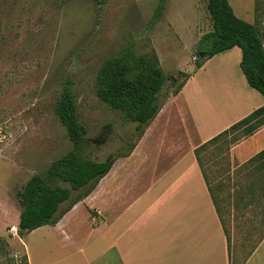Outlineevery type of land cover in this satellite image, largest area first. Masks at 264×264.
<instances>
[{
	"label": "rangeland",
	"instance_id": "374dc122",
	"mask_svg": "<svg viewBox=\"0 0 264 264\" xmlns=\"http://www.w3.org/2000/svg\"><path fill=\"white\" fill-rule=\"evenodd\" d=\"M228 1L236 17L254 21L264 44V0ZM158 2L0 0V264H25L17 236L9 232L20 212L17 193L32 175H44L72 148L55 113L64 82H73L79 119L87 128L82 155L105 161L110 154L125 152L137 134L136 123L124 121L96 95L105 60L128 45L138 55L155 56L166 77L160 93L168 96L184 81L183 75L195 69L200 38L195 41L193 32L196 29L198 37L211 30L207 0H166L161 18L147 27ZM231 64L226 60L209 72V77L214 74V105L222 110L241 96ZM238 64L232 70L240 83L245 79ZM239 136L227 134L198 150L236 260L246 257L264 236V162L232 159L231 149L242 141H236Z\"/></svg>",
	"mask_w": 264,
	"mask_h": 264
},
{
	"label": "crops",
	"instance_id": "0c3cea01",
	"mask_svg": "<svg viewBox=\"0 0 264 264\" xmlns=\"http://www.w3.org/2000/svg\"><path fill=\"white\" fill-rule=\"evenodd\" d=\"M226 60L234 63L230 74L241 96L222 110L214 105L209 72ZM240 60L234 47L192 69L130 153L117 157L85 198L55 225L22 238L17 233L27 264H264V236L246 257L234 259L196 157L198 147L264 105L232 70ZM263 149L264 126L230 155L242 164ZM19 214L10 223L17 228Z\"/></svg>",
	"mask_w": 264,
	"mask_h": 264
},
{
	"label": "trees",
	"instance_id": "16d2710c",
	"mask_svg": "<svg viewBox=\"0 0 264 264\" xmlns=\"http://www.w3.org/2000/svg\"><path fill=\"white\" fill-rule=\"evenodd\" d=\"M165 2L166 0H159L147 27L161 18ZM207 10L211 30L196 43L195 68L199 69L214 56L237 47L241 51L238 65L246 83L264 98V44L259 30L255 24L236 17L228 0H207ZM183 76L185 79L173 91V96L180 92L189 78L186 73ZM165 80L155 56L138 55L128 45L119 55L105 60L97 76L96 95L110 108L119 111L124 121L136 123V141L169 97L160 93ZM63 85L55 104V113L65 128L72 148L54 160L44 175H32L17 193L20 206L18 235L21 238L39 227L55 225L68 210L94 189L98 181L108 173L115 159L129 154L135 145L134 141L125 152L110 154L105 161L85 158L82 153L87 141V128L79 119L73 82L67 80ZM159 96H162L161 101ZM263 126L264 105L196 149V157L209 192L210 185L200 163L198 150L231 133H240L236 141L247 139ZM258 160L264 162V149L246 163ZM59 182L68 186H60ZM65 202L66 207L60 209ZM216 212L218 214L217 209ZM224 234L226 235L225 231ZM2 245L3 239L0 237V248Z\"/></svg>",
	"mask_w": 264,
	"mask_h": 264
},
{
	"label": "built area",
	"instance_id": "2783aa9c",
	"mask_svg": "<svg viewBox=\"0 0 264 264\" xmlns=\"http://www.w3.org/2000/svg\"><path fill=\"white\" fill-rule=\"evenodd\" d=\"M18 228L15 226V225H12L10 228H9V232L13 235V236H16L17 233H18Z\"/></svg>",
	"mask_w": 264,
	"mask_h": 264
}]
</instances>
